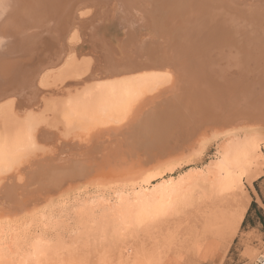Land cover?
<instances>
[{"label":"rangeland","instance_id":"obj_1","mask_svg":"<svg viewBox=\"0 0 264 264\" xmlns=\"http://www.w3.org/2000/svg\"><path fill=\"white\" fill-rule=\"evenodd\" d=\"M83 1L73 0L74 4H67L70 10L74 8L75 11H71L69 21L73 22L74 14L78 16L74 27L77 23L81 24V41L74 44L79 61L86 59L96 69L98 66L104 68L106 58L110 56H115L120 62L129 57L144 58L142 60H150L151 66L161 69V72L173 75L176 86L166 91L160 101L156 99L139 113L136 118L138 123L134 122L126 131L110 130L100 134L112 126L87 127L82 119L68 114L57 118L50 111L51 106L54 103L65 105V101L79 94L84 86L62 89L60 86L59 90L53 85L39 89L37 78L41 68L47 66L45 62L64 53L63 50L70 44L62 42L65 39L60 37L61 34L57 36L52 33L50 21L46 22L44 28L39 23L41 28L37 32L29 29L33 24L32 16H38L35 4H9V0H0V5L7 11L2 15L3 19H11L10 25L13 27L11 41L0 32V66H3L5 59L21 62L18 74L21 80L17 81V85L8 84L11 78L3 80L5 70L0 69V96L5 92L14 93L17 119H13L20 122L17 123L19 126L23 120L33 116L40 124L35 131V149L24 152L21 163L0 182L2 216L25 239L42 234L46 239L55 238L54 233L42 231L40 216L44 215L46 221L67 219V214L74 207L86 197L89 199L91 195L94 196L99 189L101 191L104 188L103 192L112 193L107 187L126 171H143L147 176H154L172 165H182L176 171V176H173L177 177L189 168L201 167L214 159L221 134L225 131L239 126H252L264 137V71L260 75L254 74L256 71L250 64L251 54L255 52L253 50L263 41H251L250 36L256 33L264 38V17H261L260 25L254 24L251 16L248 19L243 17L231 25L239 38V47H235L238 49L232 50L237 53V56L234 53L237 60L233 65L227 63L231 54L229 47L222 57L205 58L207 60H203V63L201 59L191 57L195 64L191 61L192 66L185 61L186 72L177 76L171 69L176 62L177 49L172 48L178 43L177 39L173 41L171 33L186 30L187 34L194 30L191 38L200 37L196 31L198 27H195L197 23L187 21V11L184 14L178 11V14L175 11L178 4H156L158 0L154 4H150L151 0ZM238 2L239 5L261 6L264 10V0ZM180 14L185 17L181 18ZM177 18L184 19L186 26L176 21ZM191 25L193 27L190 28ZM19 28L23 31H19ZM6 34L9 35V32ZM4 49L7 53H4ZM183 49V45L178 46V50ZM175 78H179V82ZM93 82L87 83L91 85ZM246 94H256L248 96L251 99L248 105L244 103ZM66 118L69 120L67 124L64 121ZM5 125L7 123L0 119V139L7 136ZM9 127L8 133L11 135L18 129ZM51 163L54 166L50 170L46 164ZM259 177L252 185H246L243 202L248 204V208L244 222L227 252L203 261L199 247L190 242L192 232H187L188 227H184L174 232L171 243L159 251L157 255L160 262L248 264L250 252L257 251L260 255L264 249V164L259 167ZM30 224L32 226L26 229L25 226ZM166 234L162 232L160 236ZM62 238L70 243L72 234L68 229L62 233ZM83 256L84 264H96L98 253L96 248H91ZM256 260L252 261L253 264Z\"/></svg>","mask_w":264,"mask_h":264},{"label":"bare ground","instance_id":"obj_2","mask_svg":"<svg viewBox=\"0 0 264 264\" xmlns=\"http://www.w3.org/2000/svg\"><path fill=\"white\" fill-rule=\"evenodd\" d=\"M151 1L150 4H154L156 0ZM158 1L155 3L178 4L175 11H187V21H195V27L199 28L196 31L200 37L194 39V30L187 34L186 30L171 33L173 41L177 39L178 43L172 48L177 49L174 58L176 62L171 69L177 76L186 72L185 61L192 66V62L195 64L191 57H197L203 63V60H207L205 58L222 57L229 47L231 59L227 63L233 65L237 60V53L234 52L235 56L232 50L238 49L235 47H239V38L232 31L231 25L250 16L254 19V24L260 25V19L264 17L261 6L239 5L238 0ZM72 2L73 0H9V4L37 6L38 16H32L30 30L37 32L40 25L44 28L46 22L50 21L52 33L57 36L61 34L60 37L65 39H61L62 42L70 44L63 50L64 53L45 62L47 66L41 68L37 86L39 89L53 85L55 89L60 86V89L84 86L79 94L66 100L65 105L54 103L50 111L57 118H63L67 114L78 117L87 127L112 126L106 131L102 129L100 134L110 130L126 131L134 122L138 123L136 118L139 113L156 99L160 101L166 91L176 86L174 77L151 66L150 60H142L144 58L129 57L120 62L115 56H110L106 58L104 68L98 66L96 69L86 59L79 61L74 44L77 45L80 40L81 24L77 23L74 27L73 23L78 18L74 14L73 22L69 21L74 11V8H69L74 4ZM88 3H92V0ZM5 12L4 6L0 5V32L11 41L13 27L10 25L11 19H3ZM179 18L176 21L184 24L185 20ZM228 18L231 21L228 22ZM192 25L189 27H193ZM19 31L23 29L19 28ZM8 32L9 35L6 34ZM185 34L186 37H183ZM262 37L256 33L250 36L251 41L263 39L258 48L253 50L255 52L251 54V62L249 61L256 71L254 74L259 75L264 71ZM179 45H183L182 51L178 50ZM3 51L7 53L5 49ZM20 63L18 60L5 59L3 66H0L1 70H5L3 80H12L8 84L17 85V81L20 82ZM92 81L91 85L87 83ZM177 81L179 82V78ZM253 95L256 94H246L245 105L249 104V97ZM15 102L13 92H5L0 96V119L7 123V136L0 139V182L21 163L24 152L35 149V131L40 125L32 115L34 118H24L19 126L17 123L20 122L13 119H17ZM64 121L67 124L69 120L66 118ZM9 126L18 128L13 135L8 133ZM221 135L215 158L201 167L189 168L177 177L173 176L182 165H172L154 176H147L143 171H126L120 175L122 177L115 179L116 182L110 183L111 186L107 184L112 193L103 192L104 188L101 191L99 189L94 196L91 195L93 197H86L82 203L79 202L81 204L67 214V219L46 221L44 215L40 216L42 231L54 233L53 239H46L43 234L25 239L10 227L0 209V264H84L83 255L91 248H96L98 253L96 264H162L157 254L171 243L174 232L181 231L184 227H188L187 232H192L190 242L199 247L203 261L222 256L244 222L248 208V204L243 202L246 185H252L260 178L259 167L264 164V137L252 126L234 127ZM46 165L50 166V170L54 166L52 163ZM30 226L32 225H26L25 228ZM67 229L72 234L70 243L62 238V233ZM162 232L167 234L161 237ZM256 257H259L257 251L250 252L247 256L248 264H253Z\"/></svg>","mask_w":264,"mask_h":264},{"label":"built area","instance_id":"obj_3","mask_svg":"<svg viewBox=\"0 0 264 264\" xmlns=\"http://www.w3.org/2000/svg\"><path fill=\"white\" fill-rule=\"evenodd\" d=\"M254 264H264V249L261 251L259 257Z\"/></svg>","mask_w":264,"mask_h":264}]
</instances>
